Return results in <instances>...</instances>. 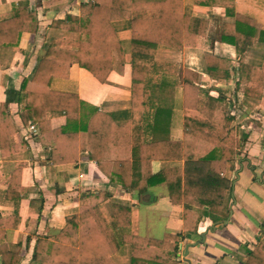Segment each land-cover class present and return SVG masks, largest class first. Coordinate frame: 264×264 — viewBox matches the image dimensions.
<instances>
[{"label":"trees","instance_id":"1","mask_svg":"<svg viewBox=\"0 0 264 264\" xmlns=\"http://www.w3.org/2000/svg\"><path fill=\"white\" fill-rule=\"evenodd\" d=\"M62 1L43 0L47 6ZM191 4L224 11L218 41L233 56L203 55L205 74L220 90L218 95L201 92L195 85V72L181 71L178 65L155 58L160 46L176 50L196 47L207 33L205 15L184 11L183 0H85L77 15L69 13L48 24L75 32L78 38H51L6 103L8 99L17 103L21 121L33 125L40 138L48 131L52 134L54 142L49 149L54 164L75 163L79 153H86L105 179L136 192L140 199L151 187L165 183L170 202L182 206L185 222L189 213H197L191 229L196 231L205 219L213 224L227 219L229 210L222 204L226 188L186 175L178 167L152 172L151 163L201 162L219 175L224 173L237 148L227 96L239 92L251 99L264 97V56L259 66L244 62L249 47L264 45V30L237 13L234 0H192ZM28 5L27 0L9 4L7 17L0 18L1 46H18L22 35L40 24L37 12L30 11ZM122 30L129 35L126 44L119 37ZM125 49L131 68L126 108L104 111L81 99L74 84L69 89L68 84L64 89L59 86L69 80L72 66L103 84L113 69L114 56L123 63ZM181 78L182 98L175 101L172 96ZM217 85L227 87L222 90ZM5 106L3 102V115ZM176 106L183 112V138L157 139L153 132L159 126L167 133L173 126ZM59 116H64L65 123L51 130L50 120ZM12 178L14 181V175ZM10 184L7 198H11ZM110 195L101 189L80 197L76 217L56 236L36 240L32 264H117V256L128 257L129 264H181L182 234L166 232L161 239H154L131 233L129 206L113 204L104 211ZM246 252L244 264H264V241H257Z\"/></svg>","mask_w":264,"mask_h":264},{"label":"crops","instance_id":"2","mask_svg":"<svg viewBox=\"0 0 264 264\" xmlns=\"http://www.w3.org/2000/svg\"><path fill=\"white\" fill-rule=\"evenodd\" d=\"M16 1L0 0V18L7 17L9 4ZM27 1L29 10L37 12L40 24L33 32L24 33L18 46L0 45V264H32L36 240L56 236L68 220L78 215L79 198L101 189L111 194L103 205L105 212L113 204L131 208V233L154 239H161L166 232L182 234L180 258L184 246L200 240L205 232L203 244L189 249L187 258L191 264H244L246 249H252L259 240L264 241V97L251 99L239 92L227 96L228 114L234 116L230 127L236 131L237 148L235 159L226 164L223 174L215 173L208 163L152 161V172L178 167L186 175L226 188L222 204L229 210L227 219L215 224L205 219L193 231L197 213H189L185 222L182 206L170 202L165 183L151 187L140 199L136 192L126 191L105 179L86 153H79L75 163L54 164L49 149L54 142L52 134L48 131L40 138L36 128L31 129L30 124L26 126L21 121L17 103L9 99L6 103V98L17 91L22 80L31 73L39 52L46 49L51 38H78L75 32L48 27L49 22L64 19L69 13L77 15L80 4L85 3V0H64L47 6L43 0ZM191 2L183 0L184 11L208 18L206 36L196 47L176 50L160 46L155 58L159 62L176 64L181 71L195 72L198 89L215 96L220 90L212 86L205 74L203 55L214 52L233 56L218 41L224 11L220 7L196 6ZM234 5L237 13L251 18L260 30H264V0H234ZM121 25L123 23H118ZM119 37L126 44L128 32L120 31ZM263 56L264 45L254 44L246 50L244 62L259 66ZM129 62L127 49L122 64L114 56L113 69L103 84L72 66L69 80L59 86L64 89L68 84L69 89L74 84L81 99L104 111L124 109L130 99ZM183 83L181 78L174 95L170 91L175 101L182 98ZM218 87L224 90L227 86ZM3 102L6 105L4 115L1 112ZM182 118L183 112L177 107L169 132L159 126L154 136L181 140ZM64 123V116L55 117L50 120V129ZM9 184L11 198L6 197ZM116 261L117 264L130 263L126 256H117ZM181 264L186 263L181 260Z\"/></svg>","mask_w":264,"mask_h":264},{"label":"water","instance_id":"3","mask_svg":"<svg viewBox=\"0 0 264 264\" xmlns=\"http://www.w3.org/2000/svg\"><path fill=\"white\" fill-rule=\"evenodd\" d=\"M204 238H205V232H203L201 234V239L200 240H197L193 243H187L185 246H184V251H183V255L178 259L179 261H183L185 262L186 264H191V261L189 260V258H187L188 254H189V249L197 246V245H200V244H203V241H204Z\"/></svg>","mask_w":264,"mask_h":264},{"label":"built area","instance_id":"4","mask_svg":"<svg viewBox=\"0 0 264 264\" xmlns=\"http://www.w3.org/2000/svg\"><path fill=\"white\" fill-rule=\"evenodd\" d=\"M30 128L33 129L34 128L33 125H31Z\"/></svg>","mask_w":264,"mask_h":264}]
</instances>
